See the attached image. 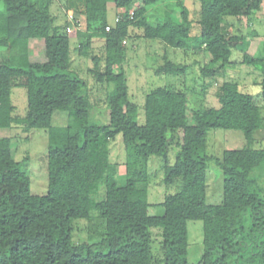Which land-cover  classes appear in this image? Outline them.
Wrapping results in <instances>:
<instances>
[{"label": "trees", "instance_id": "1", "mask_svg": "<svg viewBox=\"0 0 264 264\" xmlns=\"http://www.w3.org/2000/svg\"><path fill=\"white\" fill-rule=\"evenodd\" d=\"M262 1L198 0L199 30L191 35L183 0H142L130 18L108 30V4L129 14L134 0H84L85 30L76 32L85 37L80 53L88 55L90 39L96 36L105 47L104 71H98L97 57L91 70L108 87L107 120L96 124L90 121L85 82L70 69V36L49 12L50 0H0V52H6L0 60V129L18 126L26 138L33 129H44L47 135L43 195L30 191L28 157L13 158L11 139L0 136V264H190L189 220L202 221L197 264H264V148L253 146L254 133L264 124V57L243 54L244 63L262 64L260 105L236 81L225 80L215 91L219 105L195 110L189 122L184 88L156 87L141 106L131 101L121 44L131 36L129 27L138 28L144 38L165 47L157 74L183 75L195 63L203 78H213L232 64V53L246 38L233 31L227 18L250 16ZM175 8L179 21L171 17ZM150 10L157 14L155 26L148 24ZM30 39L43 40L45 61H30ZM166 47L180 50L184 60L171 59ZM189 52L207 53L209 60L188 62ZM15 88L25 89L23 116L15 113ZM55 110L67 112V125L51 124ZM211 129L239 130L246 141L214 156L208 150ZM117 134L139 165L159 157L162 183L177 187L158 204L162 214L149 213L146 172L135 169L123 182L118 179L108 147ZM210 163L223 177L217 204L206 202ZM93 213L103 221L102 237L75 242L74 223ZM154 229L161 235L158 259L152 251Z\"/></svg>", "mask_w": 264, "mask_h": 264}, {"label": "rangeland", "instance_id": "2", "mask_svg": "<svg viewBox=\"0 0 264 264\" xmlns=\"http://www.w3.org/2000/svg\"><path fill=\"white\" fill-rule=\"evenodd\" d=\"M189 11V19L192 22L191 35L198 34L197 23L199 14L198 0H183ZM49 12L56 17V22L64 26L70 36V69L74 71L85 82V92L92 103L90 110V121L96 124L105 123L107 110L105 94L108 90L104 84L96 81L95 75L91 72L94 69L95 61L98 58V71H104V39L93 37L88 46V55H81L80 47L85 37L79 36L77 31L85 30L84 0H50ZM142 0H134L129 14L124 9L113 4L107 6V27L114 28L116 23L125 18H130L134 9L142 6ZM156 13L149 11L148 24L155 26ZM126 16V17H125ZM171 17L175 21L181 20L178 8L173 10ZM233 21V31H240L245 35V40L234 50L231 59L232 64L225 70L220 71L213 78H203L198 64L192 63L188 71L183 75L157 74L156 67L163 62L162 54L164 45L157 39L144 38L142 31L135 27H129L131 36L124 37L121 41L126 49L125 75L128 87L129 98L139 106L144 102L147 92L156 87H181L188 95V120L192 122V112L209 107H217L218 101L215 91L219 84L225 80L236 81L241 91L253 96V102L261 104L260 87L258 85L262 76V64H246L243 62V54L247 53L253 58L264 57V0L260 10L250 16L228 17ZM106 27V28H107ZM107 29V30H108ZM29 59L32 62L45 61L44 42L42 39H30L28 42ZM168 56L171 59L183 61V53L180 50L166 47ZM6 58V52H0V60ZM188 62L199 59L201 63L209 60L207 53L189 52ZM116 73V69H113ZM112 88V87H110ZM12 102L15 106V113L23 116L27 110L26 93L24 88H15L12 92ZM138 122L144 121L143 109L139 108ZM70 118L65 111L55 110L52 114L51 124L53 126H65ZM0 136H7L11 139V154L13 158L22 161L27 158V172L30 181L32 194L43 195L47 191V135L44 129H33L24 133L18 126L11 129H0ZM253 146L264 148V124L254 133ZM245 138L239 130L211 129L208 132V150L214 156H219L224 149L238 148L244 145ZM109 159L115 164L118 179L123 182L125 176L139 169L147 174L148 202L150 203L149 213L160 215L163 207L158 204L164 196L177 190L175 185L165 186L162 183L163 173L160 167V158L151 156L145 167L137 163L136 158L130 150L124 147L121 134H117L109 145ZM173 151L171 152L172 157ZM173 160V157H172ZM171 160V162H172ZM207 179L206 202L217 204L222 200L223 177L220 170L210 163ZM102 194V193H101ZM188 230V253L187 261L190 264H197L202 253V221H187ZM104 232V224L95 213L89 219L78 220L74 223L73 239L75 242L99 240ZM152 251L154 258L161 256L159 229H154Z\"/></svg>", "mask_w": 264, "mask_h": 264}, {"label": "built area", "instance_id": "3", "mask_svg": "<svg viewBox=\"0 0 264 264\" xmlns=\"http://www.w3.org/2000/svg\"><path fill=\"white\" fill-rule=\"evenodd\" d=\"M107 29H108V27H107Z\"/></svg>", "mask_w": 264, "mask_h": 264}]
</instances>
